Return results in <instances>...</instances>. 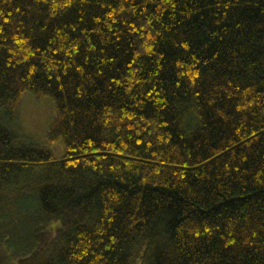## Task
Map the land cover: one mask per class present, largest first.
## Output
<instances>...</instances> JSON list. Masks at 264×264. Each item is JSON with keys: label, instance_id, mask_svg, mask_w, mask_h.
Returning <instances> with one entry per match:
<instances>
[{"label": "trees", "instance_id": "trees-1", "mask_svg": "<svg viewBox=\"0 0 264 264\" xmlns=\"http://www.w3.org/2000/svg\"><path fill=\"white\" fill-rule=\"evenodd\" d=\"M0 264H264V0H0Z\"/></svg>", "mask_w": 264, "mask_h": 264}, {"label": "rangeland", "instance_id": "rangeland-1", "mask_svg": "<svg viewBox=\"0 0 264 264\" xmlns=\"http://www.w3.org/2000/svg\"><path fill=\"white\" fill-rule=\"evenodd\" d=\"M54 115V104L48 96L37 98L24 92L19 100L15 127L32 140L48 145L59 156L63 153V144L60 141L47 140V131Z\"/></svg>", "mask_w": 264, "mask_h": 264}]
</instances>
